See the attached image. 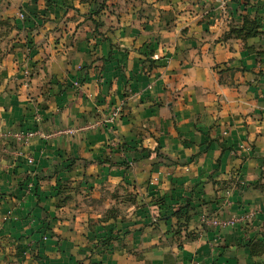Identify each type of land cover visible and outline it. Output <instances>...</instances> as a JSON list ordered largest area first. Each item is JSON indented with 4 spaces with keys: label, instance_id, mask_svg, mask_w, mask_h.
Listing matches in <instances>:
<instances>
[{
    "label": "crops",
    "instance_id": "0c3cea01",
    "mask_svg": "<svg viewBox=\"0 0 264 264\" xmlns=\"http://www.w3.org/2000/svg\"><path fill=\"white\" fill-rule=\"evenodd\" d=\"M102 4L94 31L58 2L67 25L0 91L58 131L0 178V264H264V0Z\"/></svg>",
    "mask_w": 264,
    "mask_h": 264
},
{
    "label": "rangeland",
    "instance_id": "374dc122",
    "mask_svg": "<svg viewBox=\"0 0 264 264\" xmlns=\"http://www.w3.org/2000/svg\"><path fill=\"white\" fill-rule=\"evenodd\" d=\"M104 1L105 0H0V66L3 67V75H0V91L8 92L17 89L18 94H21L18 89L21 88L24 79H26L28 75L30 66L32 65V58L38 51H41L38 50L40 45H43L45 42L50 44L47 42V32H58L64 24L65 26L67 25L66 22L58 24V21L53 23L48 21L51 8L58 6V2H63L64 5L60 7L61 10L59 15L61 14L62 17L64 15L66 16L68 13V19L73 20L83 15L95 14L98 16L100 5ZM80 3H84V6H75V4ZM103 6L104 3L101 7ZM80 10L87 11L81 12ZM20 13L23 14L22 17ZM86 19H88L87 16L81 22H85ZM74 21L71 22L72 25H75ZM39 34L42 37H36V35L38 36ZM41 58L42 57H40L39 61H41ZM14 67L17 69L15 70L16 73H11L10 68ZM1 73L0 71V74ZM14 74L19 76L18 79H20V81L19 83H15L18 81L17 79L14 81V84L11 85V75L14 76ZM2 76L4 78H2ZM5 77H9V80L6 81ZM26 91L27 89H25V92ZM10 104L12 103H0V178L7 176L12 177L14 176L13 174L19 173L15 171V168L19 166L22 167L18 165V163H28L27 158L29 156L26 149L27 146L20 144L15 135V132L19 131L21 128H29V126L23 123V120L14 117L17 116L16 111L13 112L14 118L7 116L8 113L6 115L5 112L8 111ZM44 131L47 132L46 130ZM69 159L71 162H74L76 158L69 157ZM13 184L21 188L20 182ZM62 186L63 184L60 185V188H62ZM74 188L75 186H72V190H74ZM117 200V207L112 209L107 207V200H105V208H109L108 210L114 214H116L115 212L121 214L123 210L121 209L123 207V199L117 198ZM125 201L128 203L129 199L126 198ZM85 202L88 201L83 200L84 204H88ZM119 203L122 207L118 205ZM108 210H106V212ZM104 218H106V216H104Z\"/></svg>",
    "mask_w": 264,
    "mask_h": 264
},
{
    "label": "built area",
    "instance_id": "2783aa9c",
    "mask_svg": "<svg viewBox=\"0 0 264 264\" xmlns=\"http://www.w3.org/2000/svg\"><path fill=\"white\" fill-rule=\"evenodd\" d=\"M21 17L23 14H21ZM121 114V108L120 105H116L112 111L110 112L109 116L106 118L110 122H114L116 118H119ZM35 126H30L29 128H21L19 131L15 132L16 139L19 141L20 144L24 146L30 145V143L35 139H48L49 137L55 135L57 132H45L41 127L39 128V124L41 122V118L38 115H35L34 117ZM35 159L32 155H29L27 158V162L29 164L34 163ZM252 213V212H251ZM250 215V212H247L246 214H242L240 216L236 217H230V218H223L220 215H212L211 217L209 214L206 213L201 214V222L207 223L213 226H232L237 221H242L243 219L247 218ZM46 238V236H43Z\"/></svg>",
    "mask_w": 264,
    "mask_h": 264
},
{
    "label": "trees",
    "instance_id": "16d2710c",
    "mask_svg": "<svg viewBox=\"0 0 264 264\" xmlns=\"http://www.w3.org/2000/svg\"><path fill=\"white\" fill-rule=\"evenodd\" d=\"M89 17L92 19V22L94 23V29L93 30L98 31V26L101 24V22L99 20L94 19L92 15H89ZM34 125H35V122H34ZM44 229H46V226L44 227Z\"/></svg>",
    "mask_w": 264,
    "mask_h": 264
}]
</instances>
